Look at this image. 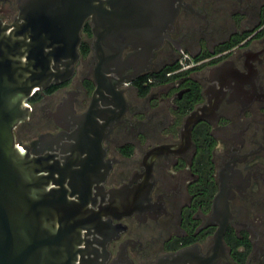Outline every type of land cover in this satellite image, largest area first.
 Segmentation results:
<instances>
[{"label":"flooded vegetation","instance_id":"af4514ba","mask_svg":"<svg viewBox=\"0 0 264 264\" xmlns=\"http://www.w3.org/2000/svg\"><path fill=\"white\" fill-rule=\"evenodd\" d=\"M176 6L171 29L166 30L150 69L118 86L124 107L119 121L100 141L105 170L97 181L101 191L109 194L132 186L134 176L147 170L143 164L148 152L156 146L181 144V131L192 111L199 120L192 124L185 150L158 152L152 159L148 197L159 212L143 219L136 214L111 219L119 233L105 246L107 261L113 263L121 249L124 264H156L158 258L187 249L204 257L224 222L222 255L216 264H264V0H178ZM11 11L13 20L18 13L16 0H0V19L10 23L4 17ZM79 35L71 78L52 83L35 92L34 100H27L35 106L40 93L69 87L60 102L45 112L46 122L53 125L29 142L18 141L22 145L30 146L41 134L66 130L52 114L66 97L72 98L74 113L90 105L95 84L88 74L89 64L80 85L72 82L77 66L91 52L89 19ZM84 44L89 48L86 55L81 52ZM126 49L122 59L132 52L131 47ZM181 50L194 59L191 68L174 72L162 82L148 78L138 83L143 74L175 64ZM52 85L56 87L47 91ZM220 89L218 97L215 90ZM31 105L28 117L33 116ZM200 123L209 137L214 191L208 196L198 167L201 142L193 134ZM221 192L226 194L224 207L216 203L213 207Z\"/></svg>","mask_w":264,"mask_h":264},{"label":"water","instance_id":"95a60500","mask_svg":"<svg viewBox=\"0 0 264 264\" xmlns=\"http://www.w3.org/2000/svg\"><path fill=\"white\" fill-rule=\"evenodd\" d=\"M177 1L16 0L14 19H0V264H124L123 249L113 263L107 261L105 246L119 233L111 219L159 212L148 197L152 159L158 152L185 150L199 114L186 117L181 144L154 147L144 160L146 172L109 194L98 185L105 173L99 147L123 112L116 85L150 69L178 12ZM86 19L93 35L90 105L74 113L72 98L66 97L52 113L66 130L41 134L31 148L16 142L14 129L29 114L27 100L71 78ZM128 45L132 52L121 60ZM215 91L218 97L222 93ZM225 196L217 194L213 207H224ZM223 224L207 256L187 249L156 264H216Z\"/></svg>","mask_w":264,"mask_h":264},{"label":"rangeland","instance_id":"374dc122","mask_svg":"<svg viewBox=\"0 0 264 264\" xmlns=\"http://www.w3.org/2000/svg\"><path fill=\"white\" fill-rule=\"evenodd\" d=\"M11 12H9L8 15H6L4 17L5 21L10 22L12 20L14 11L12 12V14H10ZM91 39H93V37H91ZM126 50H128V49H126ZM126 50L124 51V53L126 52ZM91 52H90V55L88 56V58H86L85 60L80 62L79 65L77 66L78 71L75 74L73 81H72L74 86L80 85L79 81H80L81 77H83L85 71L87 70V66L89 64L88 62H89L90 57H91ZM86 54L87 53H85V55ZM67 88H69V87H61V88L55 89L51 93H47V92L46 93L45 92L40 93V95L38 96L39 101L35 104V106L28 104V102H27L28 105H31V107H33V116L30 115L29 117H27L26 120L23 121V123L18 124L17 127L14 129V132L16 133L15 134L16 142H18V141L29 142L30 140L35 138V136L38 133L43 132L45 129H47L53 125L52 122H50V123L46 122V119L44 116L45 112L47 109H52L55 104L60 102L61 97L64 95L65 90ZM176 127H177V125H175L171 130H169V132L170 133L175 132L174 130ZM205 129L206 128H205L204 123H200L196 126V129H195L196 136L200 142L205 137V134H204Z\"/></svg>","mask_w":264,"mask_h":264},{"label":"trees","instance_id":"16d2710c","mask_svg":"<svg viewBox=\"0 0 264 264\" xmlns=\"http://www.w3.org/2000/svg\"><path fill=\"white\" fill-rule=\"evenodd\" d=\"M89 48L86 44H84L81 48V52L82 53H88ZM178 68L177 63L173 64V65H169L164 67L161 71H150L147 72L145 74H143V76H141L140 78H138V83H140L141 81H145L148 78H153L156 79L157 82H162L165 78H166V73L174 71ZM56 86L52 85L47 91H51L55 88ZM146 90V88H144V91ZM38 93H35L34 95L31 96V101L35 99V97L37 96ZM194 137L195 140L197 141V136H196V132L194 131ZM205 137L204 139L201 141L200 143V155H199V159H198V167H199V171L201 173V185L203 186L204 190L206 191V194L208 196V194H210L211 192L214 191V187L211 181V164H210V148L208 145V141H209V137L207 134V131H204ZM232 236V234H231ZM233 238L234 241V245H238V243L236 242L235 238Z\"/></svg>","mask_w":264,"mask_h":264},{"label":"built area","instance_id":"2783aa9c","mask_svg":"<svg viewBox=\"0 0 264 264\" xmlns=\"http://www.w3.org/2000/svg\"><path fill=\"white\" fill-rule=\"evenodd\" d=\"M177 66L178 68L174 71L168 72L165 75L169 76L170 74L177 72V71H185L191 68L194 64L195 61L194 59L189 55L188 52L181 50L179 53V57L177 60Z\"/></svg>","mask_w":264,"mask_h":264},{"label":"bare ground","instance_id":"6f19581e","mask_svg":"<svg viewBox=\"0 0 264 264\" xmlns=\"http://www.w3.org/2000/svg\"><path fill=\"white\" fill-rule=\"evenodd\" d=\"M128 46L130 47L131 45H128ZM128 46H127V47H128ZM127 47H125V48L122 49V52H121V60H122V53H123V50L126 49ZM124 81H126V80H123L122 82H124ZM119 85H120V83H119L118 85H116V88H117V89H118V86H119Z\"/></svg>","mask_w":264,"mask_h":264}]
</instances>
